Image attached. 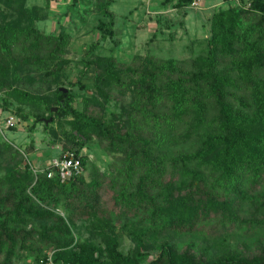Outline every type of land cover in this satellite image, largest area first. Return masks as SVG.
<instances>
[{"label": "trees", "instance_id": "1", "mask_svg": "<svg viewBox=\"0 0 264 264\" xmlns=\"http://www.w3.org/2000/svg\"><path fill=\"white\" fill-rule=\"evenodd\" d=\"M236 1L212 14L207 53L197 68L184 71L173 60L146 56L138 67L129 68L128 76L112 57L85 61L86 69L95 67L92 95L78 108L62 78L69 63L68 34L63 28L57 33L39 30L36 23L44 15L40 7L0 0L16 13L0 7V91L19 102L44 101L48 114L36 115V121L51 117L50 123L59 119L70 125L69 130L51 128L49 140L62 142L58 158L73 154L81 165L63 181L56 173L48 177L50 166L34 176L21 153L0 141V165L3 159L8 163L0 176V264H264V241L252 255L227 252L215 257L197 253L191 245L177 249L163 240L149 247L145 241L163 231L202 234L199 227L210 222V233L226 222L235 225L238 199L264 178V0ZM110 2L102 9L110 18L98 27L113 37ZM192 2L176 0L174 5L185 8ZM222 61L230 66L220 68ZM24 80L53 83L54 88L31 93L20 86ZM68 85L88 89L80 81ZM112 87L132 93L127 108L108 117L87 110L91 102H108ZM245 89H250L249 100ZM211 106L215 114L205 117ZM189 111L196 120L183 128L182 116ZM174 131L179 132L171 136ZM192 134H199L194 151L167 156L161 150ZM93 138L106 139L108 150L121 155L119 164L106 172L92 165L86 179L88 157L81 151ZM26 183H31L29 191ZM104 189L112 191V211L137 217L141 224L133 235L135 248L128 253L119 248L110 217L88 229L100 242L78 240L73 233L76 220L100 212Z\"/></svg>", "mask_w": 264, "mask_h": 264}, {"label": "rangeland", "instance_id": "2", "mask_svg": "<svg viewBox=\"0 0 264 264\" xmlns=\"http://www.w3.org/2000/svg\"><path fill=\"white\" fill-rule=\"evenodd\" d=\"M24 1L28 7L35 5L42 9L44 15L36 23L39 30L44 33H57L59 28H63L68 34L69 42L65 57L69 59V63L63 71L62 78L65 81L64 86L72 92L73 105L78 108L82 107L84 97L92 95V89L89 86L95 67L92 65L86 69L85 61L94 60L96 57H112L116 65L123 70L127 69L128 76L132 75L128 72L129 68L138 67L145 61L146 56H152L161 61L173 60L176 66L184 71L197 68L202 65L201 59L207 53V41L212 32L210 24L212 14L218 9H225L230 4V0H193L185 8H178L174 5L176 0H112L107 6L113 15L114 34L110 37L105 32L102 34L103 30L98 27L100 22H107L110 18L102 11L106 0ZM73 2L76 4L73 5ZM231 3L239 4L236 0H231ZM0 7L3 10L8 9L2 2ZM8 10L16 14L13 9ZM14 51L20 52V48L15 47ZM228 66H230L228 61H222L219 65L220 68H228ZM70 81H80L88 89L71 87L68 85ZM20 86L37 94H46L48 90L54 88L53 83L47 84L45 81L31 83L24 80ZM109 94L108 102L100 104L91 102L87 110H96L108 117L111 112L118 114L121 108H127L132 102L133 97L129 89L120 93L112 87ZM244 95L247 100L251 99L250 89H245ZM43 102L35 104L19 102L0 91V141L7 142L21 153L34 176L38 172H43L50 161L62 151L61 141L49 140L51 128L55 130L71 128L65 121H59V119L50 123L51 117L47 119L40 117L36 121V115L47 116L48 114L43 109ZM204 114L205 117L210 118L215 111L211 106L210 110ZM196 117L193 111L186 112L182 116V120L186 122L183 128L194 122ZM8 118L12 119L13 124L6 125ZM45 120L48 122L46 123ZM45 124L48 125L47 128ZM206 127L209 128V126ZM183 128L180 129L183 130ZM256 128L261 129L259 124ZM178 132L174 131L171 136H175ZM58 135L61 136L60 131ZM198 135L192 134L184 141H173L161 150H165L167 156L180 150L194 151L199 146ZM30 144H33L32 150H28ZM108 145L106 139L93 138L82 148L81 152L88 157L84 170L86 179L89 178L88 171L91 172L92 165L106 172L109 168H113L111 164H119L118 157L121 153L108 150ZM7 167L8 163L6 159H3L0 165V176ZM30 185L31 183H26L24 188L29 191ZM263 197L264 178L262 177L257 185L249 188L244 198L238 199L235 225L226 222L224 225H218L210 233L207 231L212 229L213 223L202 224L199 227L202 234L156 232L145 238L146 244L150 247L167 240L177 249L191 245L193 251L197 253L203 251L210 257L227 252L255 254L259 243L264 241V225H261L264 221ZM112 204V191L104 189L99 204L100 212L94 218L76 220L73 233L78 236V240L92 238L100 242V238L92 236L88 229L103 218L110 217L115 231L120 236L119 248L123 253H128L135 248L133 235L141 228V224L137 217L117 213L115 209L112 211ZM47 251L49 255L52 252Z\"/></svg>", "mask_w": 264, "mask_h": 264}, {"label": "built area", "instance_id": "3", "mask_svg": "<svg viewBox=\"0 0 264 264\" xmlns=\"http://www.w3.org/2000/svg\"><path fill=\"white\" fill-rule=\"evenodd\" d=\"M13 124L12 119L8 118L6 120V125ZM51 167L53 170L48 172V177L52 176L54 173L58 174L60 179L63 181L73 174L78 173L81 170L80 160L69 154L62 158H54L50 161L47 167Z\"/></svg>", "mask_w": 264, "mask_h": 264}, {"label": "water", "instance_id": "4", "mask_svg": "<svg viewBox=\"0 0 264 264\" xmlns=\"http://www.w3.org/2000/svg\"><path fill=\"white\" fill-rule=\"evenodd\" d=\"M64 93H67V89H64ZM56 108L55 107H53V110H55ZM45 122L47 123L48 122V120H45Z\"/></svg>", "mask_w": 264, "mask_h": 264}]
</instances>
